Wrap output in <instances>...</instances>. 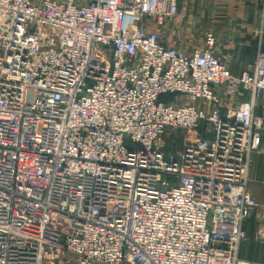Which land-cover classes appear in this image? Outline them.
I'll list each match as a JSON object with an SVG mask.
<instances>
[{
    "label": "built area",
    "instance_id": "1",
    "mask_svg": "<svg viewBox=\"0 0 264 264\" xmlns=\"http://www.w3.org/2000/svg\"><path fill=\"white\" fill-rule=\"evenodd\" d=\"M188 8L0 0V264H257L264 48L235 76L211 32L167 45L156 26Z\"/></svg>",
    "mask_w": 264,
    "mask_h": 264
},
{
    "label": "crops",
    "instance_id": "2",
    "mask_svg": "<svg viewBox=\"0 0 264 264\" xmlns=\"http://www.w3.org/2000/svg\"><path fill=\"white\" fill-rule=\"evenodd\" d=\"M179 1L188 4V11L171 18L164 26H156L160 39L167 45L189 49L202 44L207 33L211 32L217 40L216 54L235 76L254 61L259 46L264 48L262 0ZM217 91L228 105V94L222 88ZM243 99H250L249 92L235 103ZM255 104L256 112L264 117V98L256 100ZM248 186L258 206L245 222L247 237L240 245L239 255L264 264V128L262 144L252 156Z\"/></svg>",
    "mask_w": 264,
    "mask_h": 264
},
{
    "label": "rangeland",
    "instance_id": "3",
    "mask_svg": "<svg viewBox=\"0 0 264 264\" xmlns=\"http://www.w3.org/2000/svg\"><path fill=\"white\" fill-rule=\"evenodd\" d=\"M81 1H84V0H80V2ZM182 134H183V131H181V132H179L177 135H178V137H177V139H174V137H172L171 139H167V145H166V151L167 150H171V153L173 154V155H176V152H173V150H172V144H173V142H175L176 143V145H177V148H176V150H180V149H182L183 147H182ZM48 264H62V263H60V262H58V261H55V262H53V263H48Z\"/></svg>",
    "mask_w": 264,
    "mask_h": 264
}]
</instances>
